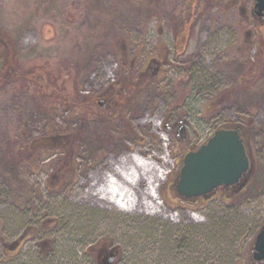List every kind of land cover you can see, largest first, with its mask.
I'll list each match as a JSON object with an SVG mask.
<instances>
[{
	"label": "rangeland",
	"instance_id": "obj_1",
	"mask_svg": "<svg viewBox=\"0 0 264 264\" xmlns=\"http://www.w3.org/2000/svg\"><path fill=\"white\" fill-rule=\"evenodd\" d=\"M249 7L0 0V54L22 79L21 89L0 78V264H104L98 255L112 249L110 264H260L251 247L264 221V19L257 27ZM111 96L117 113L93 123ZM84 98L92 115L83 116ZM41 108L52 126L44 137L61 132L75 159L53 145L33 148L30 138L45 134ZM177 117L186 142L167 129ZM218 126L242 131L244 180L180 198L186 145ZM137 150L168 155L156 189L162 215L124 212L86 194L108 163Z\"/></svg>",
	"mask_w": 264,
	"mask_h": 264
},
{
	"label": "water",
	"instance_id": "obj_2",
	"mask_svg": "<svg viewBox=\"0 0 264 264\" xmlns=\"http://www.w3.org/2000/svg\"><path fill=\"white\" fill-rule=\"evenodd\" d=\"M255 7L264 9V0H258ZM1 66L0 60V69ZM249 167L239 128L219 129L196 150L184 155L175 190L185 200L206 196L219 187L237 185ZM115 254V249L109 251L103 263L110 264ZM252 257L256 261L264 260V225L255 235Z\"/></svg>",
	"mask_w": 264,
	"mask_h": 264
},
{
	"label": "bare ground",
	"instance_id": "obj_3",
	"mask_svg": "<svg viewBox=\"0 0 264 264\" xmlns=\"http://www.w3.org/2000/svg\"><path fill=\"white\" fill-rule=\"evenodd\" d=\"M168 155L164 150L159 154L140 155L139 150L118 157L106 165V172L92 177L86 193L90 198L106 202L121 211H140L150 215H162L158 208L156 189L164 180ZM141 183L144 185L141 186ZM174 215L164 214L165 219L174 222ZM195 218L194 214H190Z\"/></svg>",
	"mask_w": 264,
	"mask_h": 264
},
{
	"label": "trees",
	"instance_id": "obj_4",
	"mask_svg": "<svg viewBox=\"0 0 264 264\" xmlns=\"http://www.w3.org/2000/svg\"><path fill=\"white\" fill-rule=\"evenodd\" d=\"M4 40H5L4 36L0 34V41L2 42V44L5 45ZM122 47H123V44H122ZM122 47L120 46V49ZM13 64H16V62H14V63L12 62V64L10 63L6 67L4 66V70L2 72H0V78H2L1 85L3 84L4 87L6 85L7 86L16 85V88H17V86L19 88H21V81H22V79L20 77H18V72H20V71H17L16 65H13ZM86 99L87 98L81 99V104H84L85 105L84 108H83L84 111L82 112L83 113V116H86V114H88L89 112L92 115L93 112H94V111L91 110L89 100H86ZM109 99H110L109 104H104L102 106L105 109L103 111V116L101 118L100 117L99 118H96V116L93 117L92 118L93 123L95 122V120L98 121V123H102V120H101L102 118H104V121H106L105 123H107V121H109V119L111 118V115L112 116H115V114L117 113L116 108L118 106V103L115 104L116 99L113 100L112 99V96ZM47 100H52L51 96H49V98ZM85 100H86L87 103L85 102ZM75 101H78V99L75 100ZM75 101H73V104H74L73 106H75V103H74ZM65 103H66V99L63 102H61L60 106L63 107ZM45 108L44 109L43 108L39 109L40 112H37L36 113L38 120L41 123H43V127L42 128L45 131V134L44 133H41L42 135H40L38 138H34V137L30 138V143H32L33 148L35 150H39L42 147H47V146H52L53 145V147H51L53 149L62 150L64 152V154H66L68 156L74 155V153H72V151L66 150V146L69 145L70 143H67L68 141L66 140L65 137L62 136L63 134L61 132H58L54 136H52V137L50 136L49 138L44 137V136H46V132L52 127L48 123L50 121H49V119H47V109H45ZM74 108L75 107H73V109ZM54 116H56V115H54ZM53 118H51V119H53ZM47 128H49V129H47ZM44 138H45V140H43ZM71 149H72V146H71ZM76 157H77V155H74L72 158L75 159Z\"/></svg>",
	"mask_w": 264,
	"mask_h": 264
},
{
	"label": "flooded vegetation",
	"instance_id": "obj_5",
	"mask_svg": "<svg viewBox=\"0 0 264 264\" xmlns=\"http://www.w3.org/2000/svg\"><path fill=\"white\" fill-rule=\"evenodd\" d=\"M257 1L258 0H248V2H250L249 10H251V15H252L251 17H252V19H254L256 26L260 27L261 26L260 22H262L261 20L264 19V9L259 10L258 8L255 7V4L257 3ZM251 7H252V9H251ZM240 13H242V12L240 11ZM243 14H245V12ZM242 16H244V15H242ZM0 60L2 63V66H1V69H2V67H4V64H5L4 55L0 54ZM1 69H0V71H1ZM165 123H166L167 129L169 131H173L179 139H182V140L184 139L183 141L186 142V139L184 137V133H185V127L183 124L184 121L181 118L177 117L174 120H172L171 122H169L168 124H167V122H165ZM240 136L243 138L241 130H240ZM194 145H188V146L186 145V147H185L186 152L196 149L197 145L196 146H194ZM233 187L234 186H230V187L219 188V189L230 190ZM263 224H264V221H263ZM99 257H100V255H99ZM258 263H261V262H258Z\"/></svg>",
	"mask_w": 264,
	"mask_h": 264
}]
</instances>
